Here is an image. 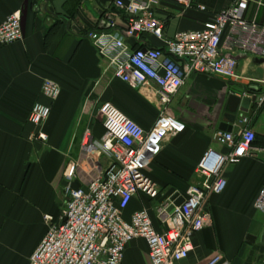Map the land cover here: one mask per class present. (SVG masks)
Wrapping results in <instances>:
<instances>
[{"label": "crops", "instance_id": "1", "mask_svg": "<svg viewBox=\"0 0 264 264\" xmlns=\"http://www.w3.org/2000/svg\"><path fill=\"white\" fill-rule=\"evenodd\" d=\"M130 0H0V25L15 12L22 15L23 41L0 45V264H29L48 227L44 217L57 221L66 202L65 176L81 158L86 130L100 141L105 130L99 109L111 103L145 131L159 119L158 99L150 89H136L114 77L113 68L87 36L107 31L123 36L129 16L116 6ZM235 0H193L186 7L162 0L154 11L164 23V41L179 32L201 31ZM262 3V6H259ZM201 8L205 10H201ZM264 26V0H250L245 14ZM148 34L126 39L133 49L157 48L165 43ZM239 81L192 75L170 106V115L186 126L165 141L149 176L162 189L156 202L138 195L124 218L149 208L157 230L155 208L164 196L184 201L189 187L198 185L197 166L210 149L226 154L215 136L228 123L231 94L252 98L249 112L232 123V133L246 128L256 134L254 146L264 150V62L239 54ZM44 80L62 89L57 101L42 95ZM36 103L52 109L42 127L49 140L33 141L40 128L29 122ZM247 122H244V119ZM243 119V120H241ZM227 188L207 202L210 223L193 238V251L180 264H206L217 255L233 264H264V214L256 201L264 189V151L225 171ZM143 240L132 242L124 264H151Z\"/></svg>", "mask_w": 264, "mask_h": 264}, {"label": "built area", "instance_id": "2", "mask_svg": "<svg viewBox=\"0 0 264 264\" xmlns=\"http://www.w3.org/2000/svg\"><path fill=\"white\" fill-rule=\"evenodd\" d=\"M160 1L130 0L127 4L117 1L116 6L129 16L123 36L109 31H95L87 36L98 55L109 62L116 79L139 90L153 91L158 99L159 119L151 131H145L113 104L101 105L104 136L95 141L92 132L85 131L81 158L65 176V207L57 221L50 215L44 217L48 230L29 264H124L127 248L136 240L147 244L151 264H180L193 251L194 236L210 223L209 197L221 195L227 188L226 169L245 158H258L264 151L254 146L256 134L252 129L246 128L239 135L218 132L215 140L228 152L210 149L203 155L196 170L201 182L188 188L181 204L173 196H164L157 204L160 230L149 208L136 211L130 221L124 218L139 194L152 202L163 196L162 189L148 173L166 139L184 129L170 115L169 108L186 81L194 74L239 81L235 56L246 54L264 60V26L245 17L250 0H235L203 30L179 32L168 41L163 40L164 23L154 11ZM167 1L186 7L193 3V0ZM142 34L164 41L165 49L133 50L126 39ZM22 41V15L15 12L0 25V45ZM61 93L56 82L43 81L44 97L54 102ZM51 112V107L41 103L32 107L29 122L41 129L32 136L33 141L48 142L42 127ZM76 181L80 186L73 190L71 185ZM255 208L264 214V189ZM206 264L233 263L217 255Z\"/></svg>", "mask_w": 264, "mask_h": 264}, {"label": "water", "instance_id": "3", "mask_svg": "<svg viewBox=\"0 0 264 264\" xmlns=\"http://www.w3.org/2000/svg\"><path fill=\"white\" fill-rule=\"evenodd\" d=\"M261 62H264V60ZM257 99V96L248 98L231 94L227 102L229 111V115L227 116L228 123H223L220 125V132L232 133L233 127L231 124L237 120V117L241 118L245 116L249 112L251 105L257 103ZM79 186V182L76 181L71 185V189L76 190L79 188Z\"/></svg>", "mask_w": 264, "mask_h": 264}, {"label": "rangeland", "instance_id": "4", "mask_svg": "<svg viewBox=\"0 0 264 264\" xmlns=\"http://www.w3.org/2000/svg\"><path fill=\"white\" fill-rule=\"evenodd\" d=\"M176 121H178V123H180L181 125H183L184 127L186 126L180 119L178 120V118H174ZM67 198V197H66ZM48 227V226H47Z\"/></svg>", "mask_w": 264, "mask_h": 264}, {"label": "trees", "instance_id": "5", "mask_svg": "<svg viewBox=\"0 0 264 264\" xmlns=\"http://www.w3.org/2000/svg\"><path fill=\"white\" fill-rule=\"evenodd\" d=\"M107 31H109V30H107Z\"/></svg>", "mask_w": 264, "mask_h": 264}]
</instances>
